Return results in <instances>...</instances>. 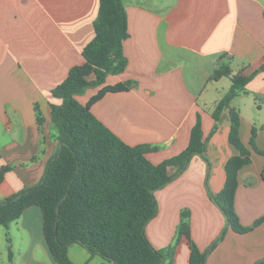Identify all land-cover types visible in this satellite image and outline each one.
Here are the masks:
<instances>
[{
    "label": "crops",
    "instance_id": "obj_1",
    "mask_svg": "<svg viewBox=\"0 0 264 264\" xmlns=\"http://www.w3.org/2000/svg\"><path fill=\"white\" fill-rule=\"evenodd\" d=\"M128 38L124 71L106 85L132 82L128 91L107 93L92 114L129 146L147 145L159 164L182 152L200 121L204 150L154 193L156 216L146 225L151 246L164 264H188L190 248L178 228L185 214L190 238L205 251L226 228L212 197L225 183V165L238 155L228 141L230 109L239 116L238 137L250 162L237 173L234 211L243 227L264 216V0H122ZM99 0H0V202L37 185L60 144L50 121V106L61 104L51 91L94 36ZM222 66L231 75L251 76L242 91L213 113L231 86V78L211 80ZM98 89L77 100L85 105ZM41 118L38 123L37 116ZM5 228V227H3ZM8 235L1 264H55L43 236L38 207L24 210L3 229ZM73 264H112L78 244L68 247ZM264 259V221L239 234L226 228L204 264H256Z\"/></svg>",
    "mask_w": 264,
    "mask_h": 264
},
{
    "label": "trees",
    "instance_id": "obj_2",
    "mask_svg": "<svg viewBox=\"0 0 264 264\" xmlns=\"http://www.w3.org/2000/svg\"><path fill=\"white\" fill-rule=\"evenodd\" d=\"M93 30L92 40L82 50L84 62L73 66L51 91L52 97L61 100L59 106H50V121L60 146L37 185L0 202V227H8L25 209L34 206L42 211L44 241L55 264H73L67 253L72 244L112 264H164L175 247L165 254L158 252L147 240L145 228L156 216L154 193L181 174L192 156L202 154L200 121L191 129L187 147L156 165L146 158L155 148L129 146L116 137L96 119L91 107L107 93L132 87V82L105 84L108 76L122 73L127 64L122 52L123 41L128 38L122 0H99ZM222 76L230 77L232 84L218 102L214 120L251 77L232 76L229 67L222 66L211 80ZM93 89H98L97 93L82 105L77 98ZM37 121L41 122L39 114ZM238 127L239 116L230 109L228 141L238 155L227 161L224 187L212 200L224 215L226 228L244 234L260 225L264 216L251 227H243L234 211L237 173L250 162L249 152L239 140ZM253 136L250 144L258 154H264L255 147ZM8 170L9 167L0 169V184ZM185 218L183 214L176 243L184 237L190 248L188 264H204L207 254L223 239L226 228L202 252L191 240ZM8 260L11 264V252ZM256 264H264V259Z\"/></svg>",
    "mask_w": 264,
    "mask_h": 264
},
{
    "label": "rangeland",
    "instance_id": "obj_3",
    "mask_svg": "<svg viewBox=\"0 0 264 264\" xmlns=\"http://www.w3.org/2000/svg\"><path fill=\"white\" fill-rule=\"evenodd\" d=\"M87 93H88V91L86 92V94ZM3 229H5V228L0 227V264L3 260L4 253L6 251L5 249H6L7 244H8L7 239H9L8 235L4 236L3 234H1L2 231H4ZM2 254H3V256H2Z\"/></svg>",
    "mask_w": 264,
    "mask_h": 264
}]
</instances>
